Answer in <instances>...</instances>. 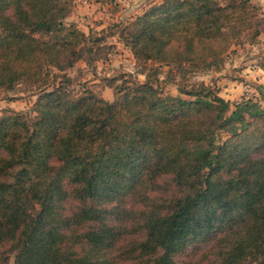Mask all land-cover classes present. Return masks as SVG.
Here are the masks:
<instances>
[{"label": "trees", "instance_id": "1", "mask_svg": "<svg viewBox=\"0 0 264 264\" xmlns=\"http://www.w3.org/2000/svg\"><path fill=\"white\" fill-rule=\"evenodd\" d=\"M75 1L0 0V93L24 85L36 97L32 120L0 118V175L19 169L15 198L0 186V264L7 253L14 264H176L211 241L215 264H264V109L232 104L205 82L177 83L185 98L165 95L154 79L174 67L185 82L188 68L219 66L244 38L257 43L260 8L151 0L119 31L134 59L150 64L147 79L123 76L110 102L72 88L68 71L89 39L65 22ZM219 131L227 138L215 147ZM68 182L84 203L73 216L63 213Z\"/></svg>", "mask_w": 264, "mask_h": 264}, {"label": "rangeland", "instance_id": "2", "mask_svg": "<svg viewBox=\"0 0 264 264\" xmlns=\"http://www.w3.org/2000/svg\"><path fill=\"white\" fill-rule=\"evenodd\" d=\"M77 0L71 4L70 14L66 19L68 25L75 24L82 32L89 36L88 41L83 47V59L71 70L68 75L74 81L72 87L74 91L89 88L99 96L112 102L114 100V88L122 83L123 76L136 80L139 83H144L147 79L148 68L146 63L136 61L129 48H126L119 38V31L122 25L142 15L145 7L151 0ZM260 8V18L264 19V0H251ZM262 30L264 31V22L262 21ZM264 63V33L261 35L257 43L253 44L247 38L243 39L242 45L234 47L231 53L226 56L224 61L216 67L206 69L188 68L189 74L184 82L178 68L161 67L158 68V74L154 79L160 81V86L165 95L174 97H183L178 90L177 83L183 82L186 86H191L195 83L205 82L207 85L215 87L219 93L227 92L229 83H238L252 88L259 94L260 99L264 102V91L261 94L259 88L256 87L255 80L248 79L246 74H243V67L251 71L261 69ZM260 75H262L260 73ZM259 78V77H258ZM261 78V76H260ZM172 80V82H170ZM154 84L155 81H153ZM112 83V87H106ZM26 86L20 85L13 92L0 93V118L7 113H20L26 116L29 120L34 118L33 104L36 97L33 92ZM232 90V89H230ZM242 97L235 96L231 98L230 103L236 104L242 101ZM227 138V135L219 131L215 135L213 145L218 147ZM208 143L200 145H191L190 148L195 152L207 149ZM28 174L31 172L29 167L23 168ZM19 169H14L10 174L5 176L0 175V186L6 190L8 199H13L14 196L9 191V188L15 183V174ZM12 173H14L12 175ZM33 175L40 177L34 173ZM170 181V179L166 178ZM68 193L72 194L69 197L64 214L73 216L75 213L82 211L83 205L80 199L75 198L76 189L79 185L74 182H68L65 185ZM113 206V205H112ZM120 207L129 209V203H121ZM127 221L124 217L113 216L109 221ZM93 226H88L87 230ZM220 248L216 245V241L199 242L191 246L188 250L176 258V264H215L220 253ZM8 262L5 264H14L15 255L8 254Z\"/></svg>", "mask_w": 264, "mask_h": 264}, {"label": "crops", "instance_id": "3", "mask_svg": "<svg viewBox=\"0 0 264 264\" xmlns=\"http://www.w3.org/2000/svg\"><path fill=\"white\" fill-rule=\"evenodd\" d=\"M246 66L244 65V67H243V71H242L243 74H246L248 76L247 78L249 80L250 79L255 80V82L257 83L256 87H258L259 89L264 87V71L262 70V68L261 69L258 68V70L254 72V71H251L248 68H245ZM260 73L262 75H260ZM260 76H261V78H260ZM229 85L230 86H229V89L227 91L229 93V95H227L225 92L220 93V96L223 99H225L226 101H229V102H230L231 98H233L235 96H239L240 95L243 98L244 95H245V92L247 91V88H248L245 85H242V87H241V85L236 83V82L229 83ZM230 89H232V90H230Z\"/></svg>", "mask_w": 264, "mask_h": 264}, {"label": "built area", "instance_id": "4", "mask_svg": "<svg viewBox=\"0 0 264 264\" xmlns=\"http://www.w3.org/2000/svg\"><path fill=\"white\" fill-rule=\"evenodd\" d=\"M248 101L255 102L264 109V102L260 99L259 94L256 91H253L252 88H247V91L245 92L241 102Z\"/></svg>", "mask_w": 264, "mask_h": 264}]
</instances>
